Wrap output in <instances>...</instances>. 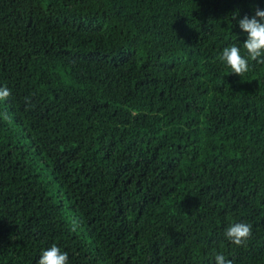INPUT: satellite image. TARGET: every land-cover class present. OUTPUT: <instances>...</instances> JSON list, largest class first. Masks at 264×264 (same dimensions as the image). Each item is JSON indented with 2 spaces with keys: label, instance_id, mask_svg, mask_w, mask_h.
<instances>
[{
  "label": "trees",
  "instance_id": "trees-1",
  "mask_svg": "<svg viewBox=\"0 0 264 264\" xmlns=\"http://www.w3.org/2000/svg\"><path fill=\"white\" fill-rule=\"evenodd\" d=\"M257 7L0 0V264H264V64L219 59Z\"/></svg>",
  "mask_w": 264,
  "mask_h": 264
},
{
  "label": "clouds",
  "instance_id": "clouds-1",
  "mask_svg": "<svg viewBox=\"0 0 264 264\" xmlns=\"http://www.w3.org/2000/svg\"><path fill=\"white\" fill-rule=\"evenodd\" d=\"M235 19V16L232 17ZM239 27L247 34L243 42V49L246 56L241 54V49L236 44L223 48L219 59L225 62L231 69V73L243 76L249 70V59L257 63L264 64V10L257 7L255 14L250 18L245 15L238 21ZM11 95V90L7 87H0V101H6ZM7 121L10 117L3 114ZM76 221H72V231H76ZM228 241L243 246L252 236V225L246 222H235L228 225L224 231ZM215 264H232L231 260L225 258L223 254H215ZM37 264H69V257L66 251L53 244L42 251Z\"/></svg>",
  "mask_w": 264,
  "mask_h": 264
}]
</instances>
